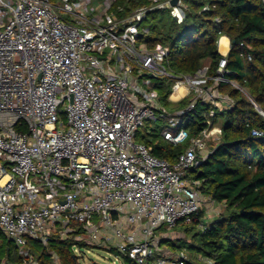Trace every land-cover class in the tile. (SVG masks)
<instances>
[{"label":"built area","instance_id":"built-area-1","mask_svg":"<svg viewBox=\"0 0 264 264\" xmlns=\"http://www.w3.org/2000/svg\"><path fill=\"white\" fill-rule=\"evenodd\" d=\"M58 1L0 0V232L21 264H39L30 243L47 248L51 238L113 247L120 264L121 256L137 264H213L162 247L159 230L191 221L203 206L216 216L222 212L200 192V180L187 176L221 129L208 120L190 137L180 124L198 101L209 105L210 117L231 107L233 100L217 88L222 81L246 94L226 77V55L215 75L206 65L192 75H172L163 65L168 47L140 40L155 12L182 23L188 0ZM209 8L205 2L201 11ZM161 76L173 80L169 102L192 97L185 110L165 109L150 83ZM179 85L185 92L173 100ZM147 118L169 119L172 129L161 137L187 142L173 162L135 140ZM204 215L199 221L206 228ZM52 260L61 264L53 253Z\"/></svg>","mask_w":264,"mask_h":264},{"label":"trees","instance_id":"trees-1","mask_svg":"<svg viewBox=\"0 0 264 264\" xmlns=\"http://www.w3.org/2000/svg\"><path fill=\"white\" fill-rule=\"evenodd\" d=\"M205 2L210 8L201 11ZM188 3L190 10L180 24L165 12H155L156 16L162 14L160 20L147 19L144 26L147 31L140 40L149 48L157 44L168 47L163 65L172 75H192L206 61L210 63L209 75H215L222 58L217 41L221 35L227 36L230 48L226 54V77L247 94L222 81L217 88L232 98L230 108L216 110L210 117L209 105L198 101L190 111L181 114L180 125L190 137L206 127L208 120L221 129L219 140L207 157L187 174L200 180L203 195L224 205L205 230L192 235L199 240L195 248L211 258L213 264H264V135L251 133L252 130L264 133V116L258 110L259 107L264 112V1L188 0ZM172 84V80L155 84L165 109L171 103L167 98ZM191 99L186 96L169 112L185 110ZM150 135L136 141L150 147L154 156L171 162L187 146V142L174 145L161 135ZM202 211L189 224L199 225ZM189 228L186 226L185 230ZM74 243L83 245L69 238H51L47 248L30 245L39 264H54L52 253L61 264H79L72 250ZM173 245L178 244L172 242ZM0 249L4 254L0 261L8 259L21 264V258L16 252L11 253L9 244ZM108 251L118 255L113 247ZM120 260L123 264H137L127 256H121Z\"/></svg>","mask_w":264,"mask_h":264},{"label":"rangeland","instance_id":"rangeland-1","mask_svg":"<svg viewBox=\"0 0 264 264\" xmlns=\"http://www.w3.org/2000/svg\"><path fill=\"white\" fill-rule=\"evenodd\" d=\"M51 1L55 4L59 2L58 0H51ZM161 15H162L161 13H159L157 16H156V14L155 15L151 14L149 19H153V21L155 20L156 22H158L160 20ZM65 17L68 18V15L65 14ZM144 23H146V22H144ZM218 43H219V40L217 41V50H218ZM219 53H220V51H219ZM209 64H210L209 61H206L204 63V65H206V66H209ZM147 78H148V76H143L141 78V82H143ZM167 80H171V79L167 78V76H161L159 78H151L150 83L152 85H155V84L162 82V81L167 82ZM143 87L146 88V85L143 84ZM231 100H232V98H231ZM66 103L67 102L65 101L64 103H61L58 106V108H59L58 116L60 119H64L63 109L65 108ZM175 104H176V102H171L170 106H168V108H166V109L168 111L172 110L173 108H175L174 107ZM168 120L169 119H155V118L145 119L143 122V125L136 130L135 140L142 141L141 137L144 135H146L148 138H150L151 133L153 135L156 134L159 136V135H161L163 129H165V128L172 129V127L168 124ZM214 143H216V140H209L207 142L208 151L212 148ZM214 208L217 210H220V211H222V209H223V207H221L220 205H217V203H215ZM203 209H204L202 211L203 214L204 213L206 215L211 214V213H207V211H205L207 209L206 206H203ZM215 217H216V215H214V214L208 215V217H206L205 220L207 221V223H209ZM191 221H189V222H191ZM189 222H178L177 225H175L174 227H171V228L162 227L159 230V233H161L163 236V238L161 239L160 245L162 247L169 248V251H172L175 254H179L182 252L188 256L189 260L199 263V261L196 260V256H198V255L203 256V253L200 250H198L197 248H195V246H199V240H198V238H193L192 235L197 233V232H200L202 230H205L208 227V225L206 226V228H204L201 226V224L200 225H192V224H189ZM186 226L188 228L190 227L189 230H185ZM172 242L177 243L178 245L177 246H174V245L171 246ZM4 244H9L11 253L15 252V246L13 245V243L9 242L6 239V237L4 236V234H2L0 232V246H2ZM32 245H36V247L38 249H41V245L36 243V242H33ZM75 247L78 249L75 250V252H73V253L78 256L77 261L79 264H120V262L116 259L115 254L107 251L104 248H99V247H95V246H83V245H76ZM3 255L4 254H2V251L0 249V257L4 258Z\"/></svg>","mask_w":264,"mask_h":264},{"label":"bare ground","instance_id":"bare-ground-1","mask_svg":"<svg viewBox=\"0 0 264 264\" xmlns=\"http://www.w3.org/2000/svg\"><path fill=\"white\" fill-rule=\"evenodd\" d=\"M227 47H228V39L222 36L219 41V49L221 52H225L227 50ZM179 89H181L182 93L185 92V87L179 85L177 87V91H175V93L171 95V99L177 100L178 97H180L179 95H181L182 93H180L181 91H178Z\"/></svg>","mask_w":264,"mask_h":264},{"label":"crops","instance_id":"crops-1","mask_svg":"<svg viewBox=\"0 0 264 264\" xmlns=\"http://www.w3.org/2000/svg\"><path fill=\"white\" fill-rule=\"evenodd\" d=\"M222 36H224V37H226L227 39H228V47H227V50L225 51V52H221L220 51V49H219V43H218V52L220 51V54L221 55H226V53L228 52V50H229V48H230V44H229V38L227 37V36H225V35H221L220 37H219V41H220V38L222 37ZM178 91H181V89H179ZM180 93H182V91L180 92ZM217 205H222V203H217ZM208 206H209V204H208ZM207 210V209H206ZM205 210V211H206ZM209 211H211L210 209H209ZM207 213H211V214H207V215H205V217H208V215H212L213 213L212 212H207ZM10 242V241H9ZM107 250V249H106Z\"/></svg>","mask_w":264,"mask_h":264},{"label":"water","instance_id":"water-1","mask_svg":"<svg viewBox=\"0 0 264 264\" xmlns=\"http://www.w3.org/2000/svg\"><path fill=\"white\" fill-rule=\"evenodd\" d=\"M175 3H176V0H171V4L174 5ZM258 110L261 112V114H264V112L259 107H258Z\"/></svg>","mask_w":264,"mask_h":264},{"label":"clouds","instance_id":"clouds-1","mask_svg":"<svg viewBox=\"0 0 264 264\" xmlns=\"http://www.w3.org/2000/svg\"><path fill=\"white\" fill-rule=\"evenodd\" d=\"M229 44H230V40H229ZM227 54V53H226ZM168 111V110H167ZM223 210V209H222ZM200 225V224H199ZM9 241V240H8ZM169 249V248H168ZM110 250V249H107V251Z\"/></svg>","mask_w":264,"mask_h":264}]
</instances>
